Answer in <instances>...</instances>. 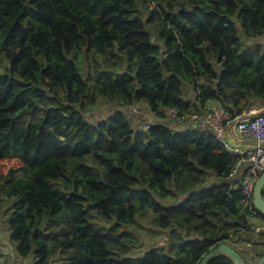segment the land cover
<instances>
[{"label": "trees", "instance_id": "1", "mask_svg": "<svg viewBox=\"0 0 264 264\" xmlns=\"http://www.w3.org/2000/svg\"><path fill=\"white\" fill-rule=\"evenodd\" d=\"M234 17L254 47L241 49ZM209 105L264 109V0H0V206L12 204L17 254L200 264L226 243L256 264L252 212L264 216L231 176L238 156L208 131L144 130L131 112ZM142 215L155 246L114 257L137 246Z\"/></svg>", "mask_w": 264, "mask_h": 264}, {"label": "built area", "instance_id": "2", "mask_svg": "<svg viewBox=\"0 0 264 264\" xmlns=\"http://www.w3.org/2000/svg\"><path fill=\"white\" fill-rule=\"evenodd\" d=\"M131 112L133 116L143 121L144 130L162 125L181 134L197 130L212 133L228 152L238 156L231 176L239 175L243 202L247 204V201L250 200L253 206V187L264 172V144L260 143L264 140V114L259 113V110H251L233 116L225 108L217 105L206 106L200 112H179L175 108H168L163 120H157L153 114L143 108L134 106ZM231 124L234 128L236 127L242 137L255 139L258 144L248 148L241 143H232L227 137V131ZM252 219L261 220V225L253 224L250 230L255 234L264 233V220L256 212H252Z\"/></svg>", "mask_w": 264, "mask_h": 264}, {"label": "rangeland", "instance_id": "3", "mask_svg": "<svg viewBox=\"0 0 264 264\" xmlns=\"http://www.w3.org/2000/svg\"><path fill=\"white\" fill-rule=\"evenodd\" d=\"M232 21L235 23L238 33H239V38L242 42V47L241 49H247V48H252L254 47V44L251 43V41L247 42L246 38L244 36L243 30L241 28L240 22L236 17L232 18ZM240 50V49H239ZM102 107L99 110H105L106 105L104 103H101ZM130 117V116H129ZM11 164L9 162H1L0 163V172L6 173L7 170L9 169V166ZM212 181H209L211 183ZM199 189V186H196L193 188V191H197ZM162 205L169 206V205H174V203L167 204L166 202H161ZM4 207L0 206V252L2 261H0V264H33L34 259L33 255H29L27 258H21L17 252H16V243L10 240V232L6 227V218L8 217V213L6 215V210L12 207V204L7 205L6 202H3L2 205ZM149 224H151V215H142L141 218L137 219V223L130 229H128V232L133 236L138 239V244L137 246L134 247H126L123 249L124 253L120 252H112L114 257L116 258H127V257H132L136 256V252L140 250L146 249L154 240H157L158 237H151L150 232L144 231L138 226L140 225L141 227H148ZM162 235V234H161ZM135 242V241H134ZM155 245L151 244L149 248H153ZM4 250V252H3ZM136 251V252H135ZM5 253V254H2ZM142 255V254H141ZM54 257L49 258V264H53ZM57 264V263H56Z\"/></svg>", "mask_w": 264, "mask_h": 264}, {"label": "water", "instance_id": "4", "mask_svg": "<svg viewBox=\"0 0 264 264\" xmlns=\"http://www.w3.org/2000/svg\"><path fill=\"white\" fill-rule=\"evenodd\" d=\"M259 113L264 114V109L261 110ZM237 139L241 143L246 144V145L256 146L258 144V141L255 139H249V138H245L242 136L237 137ZM260 143L264 144V140ZM263 189H264V172H262V174L259 176V178L255 182L254 187H253V195H252L253 197L252 203H253L255 210H257L261 215L264 216V198H263V193H262ZM220 256L228 257L231 260L232 264H248L245 258L237 250H235L233 247H231L230 245L226 243H222L215 249L208 252L203 257L200 264H207L211 259H214ZM256 264H264V255L257 260Z\"/></svg>", "mask_w": 264, "mask_h": 264}, {"label": "crops", "instance_id": "5", "mask_svg": "<svg viewBox=\"0 0 264 264\" xmlns=\"http://www.w3.org/2000/svg\"><path fill=\"white\" fill-rule=\"evenodd\" d=\"M135 107H137V108H140L139 106H135ZM263 110V109H262ZM259 111H261V110H259ZM134 119L135 120H139L138 119V117H135L134 116ZM138 123H139V121H137ZM227 137L230 139V141L233 143V142H237V143H241L238 139H237V137H241V135L238 133V131L236 130V127L234 128L233 127V124H231V126L228 128V131H227ZM216 140V139H215ZM241 144H243V143H241ZM243 145H245V146H247L248 148H250V147H252L251 145H246V144H243ZM251 222L253 223V224H255V225H257V226H260L261 225V220H259V219H251ZM246 246H250L248 243L246 244ZM0 252H2V251H0ZM3 252H4V250H3ZM1 254V253H0ZM2 254H5V253H2ZM0 261H2V257H1V255H0Z\"/></svg>", "mask_w": 264, "mask_h": 264}]
</instances>
